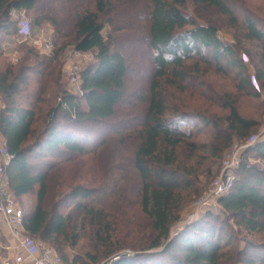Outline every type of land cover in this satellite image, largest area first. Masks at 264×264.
I'll use <instances>...</instances> for the list:
<instances>
[{"label": "trees", "instance_id": "1", "mask_svg": "<svg viewBox=\"0 0 264 264\" xmlns=\"http://www.w3.org/2000/svg\"><path fill=\"white\" fill-rule=\"evenodd\" d=\"M129 1L115 0L114 6L111 0H95L94 4L100 14L115 15L120 7L126 21L137 14L143 23L141 31L152 52V73L145 114L137 126L134 116L117 118L130 72L123 39L111 34L103 38L104 25L96 13L62 0H0L1 37L16 35L12 10H23L32 30L47 23L54 34L51 53L33 65L14 70L12 64H0V134L11 156L5 174L16 201L34 197L28 210H23L20 201L24 232L33 240L57 246L61 238L75 246L80 234L67 235L69 218L53 211L73 201L74 211L81 215L79 231H86L93 252H86L92 263L264 264V245L249 242L241 251L228 249L229 242L226 250L221 247L225 239L222 228L229 226V221L246 233L264 232V169L243 160L239 177L217 200L219 213L207 211L171 233L184 207L202 193V178L208 183L215 176L233 143L244 146L242 159L252 153L264 160V129L256 136L258 121L242 116L237 108L239 96L259 94L252 76L259 90L264 88V23L259 27L247 11L244 13L241 37L254 47L243 49L240 42H223L216 26L200 24L184 10L188 4L201 5L237 22V11L242 8L235 0H146L135 14H130ZM113 18L107 20L113 32L130 29L129 21L115 27ZM67 30L73 35L71 43L66 40ZM69 44L75 51L94 53V62L80 70L81 96L66 89L61 80L59 57ZM238 53L248 57L253 75ZM191 58L203 67L212 63L215 74H231L234 92L205 81L200 65L186 64ZM187 92L203 98L207 106L190 109L183 97ZM190 120L198 123L186 128ZM105 132L117 133L121 144L127 138L135 141L128 169L137 181L139 219L146 230L128 241L114 235L116 216L105 209V198L116 196L112 177L107 183L89 179L90 187L71 181L65 186L67 191L49 194L54 175H61L69 165L83 163L108 141L109 136H102ZM200 135L210 140L195 141ZM252 138L255 140L250 142ZM124 249L130 254H117ZM114 257L117 259L112 261ZM61 258L64 264H78V260L67 263Z\"/></svg>", "mask_w": 264, "mask_h": 264}, {"label": "rangeland", "instance_id": "2", "mask_svg": "<svg viewBox=\"0 0 264 264\" xmlns=\"http://www.w3.org/2000/svg\"><path fill=\"white\" fill-rule=\"evenodd\" d=\"M62 1H64L65 4L68 3V5L71 6L79 4L82 9H86L88 11L96 13L98 16V21H100L104 25L101 31L103 38H106L109 34H111L113 37L123 39V44L121 46L124 50L125 57L130 67V72L126 79V95L124 103L121 105V107L118 108L117 118L124 119L128 118L131 115V117L134 116V118H136V120L133 121V124H135V126L139 125L140 118L145 114L147 86L152 73V66L150 63L152 52L147 45V41L143 37V31H141V27L143 26L142 21L139 20V17L136 14L133 17H130V19H127V21H129L130 27L128 31L121 30L118 32H113L111 27L112 24L107 22L108 18L114 16L113 24L115 27H118L124 22H127L125 20L126 17L123 15L124 11L122 12L120 7H117L118 13L115 15L100 14L96 11L94 4L95 0ZM111 1L112 4L116 6L115 0ZM235 1H237V4H239V6H241L242 8L238 9L237 11V22H232L229 18L220 16L212 8H206L201 5L188 4L184 10L185 13H187L200 24H212L216 26L218 28L217 35L223 42L229 44L240 42L243 49L253 48V42L244 41L241 37V22L244 13L247 11L249 16L256 21V25L259 27L262 26V24L264 23V0ZM145 2L146 0H130L128 3L130 14L131 12L133 14H135V12L137 11L139 12V10L144 6ZM20 17H25L30 21V18L23 11H20L17 15L12 17L15 25L17 24V21ZM43 27L44 30H40V32L50 34L53 43L54 34L52 27L47 23H45ZM33 32L35 34L40 33L36 28ZM67 33L69 37L66 40L67 42L71 43L73 35L70 30H67ZM9 36V39L0 36V64H12L15 68L14 70H18V68L24 64L33 65L34 61H37L39 60V58L49 55L39 53L27 43L21 42V40H19L15 34ZM2 44L5 47H9V44H11L10 50L5 55H3V51L1 48ZM73 51V47L71 46V44H69L63 51L62 55L59 57L61 70L63 69L64 60L66 59H72L73 61H75L80 69L85 67L87 64L94 62V53L86 52V57H83V59L74 57ZM206 54L207 57H209L210 49L206 50ZM238 54L240 56L242 54L246 62L248 73L250 75H253L254 69L253 66L248 63V57L243 53ZM34 55H36V57H34ZM186 64L188 66H193L194 64L200 65L201 70L204 72L201 77L205 81L211 83L215 88H222L231 93L234 92L231 74L229 75V77H223L219 74H215L212 63L209 67H203V65H201V63H198L197 59L195 58L188 59L186 61ZM61 80L66 89H68L72 93L75 92L76 88H73L69 85L68 81L63 75V72ZM258 93V95H255L253 93L250 96H239L237 99V108L239 113L246 118H251L258 121L259 128L257 133L255 134L256 136L260 135L264 129V88H261V91ZM183 97L186 103L189 105L190 109L207 106V103L203 101V98L198 97L196 94L190 96L189 92H187L183 94ZM81 106L82 108H85L83 102ZM193 123L198 122L195 120H190L186 128H190ZM116 135L117 133H103L102 136H109L108 141L103 145L97 147L94 152L88 154L83 159V163L69 165V168L60 172V177L58 175H54L52 183L49 187V194L55 193L56 190H59L61 192L67 191L65 186L71 181L75 182L74 184L82 183V186L90 187V184L88 182L89 179H95L96 182L107 183L109 177H112L110 182L115 179V186L117 189L116 196H114L113 200L105 198L107 204V206H105V209L107 210V212L116 216L113 225L114 235H116L121 241H128L136 236H139L140 234H143L146 229L144 224L139 219L140 210L139 206L137 205L136 197L138 189L137 181L128 169L131 154L135 147V141L132 138H127L125 142L121 144L119 143L120 136ZM194 140L197 142H207L210 139L207 135H200L198 137H195ZM239 146L240 145H238L236 142L233 143L232 146L227 149L226 154L232 152ZM226 154L223 155L222 159L220 160L219 165L216 169L215 176L208 179V183H206L204 178H202V184L205 185L204 189L201 191L202 193L184 207L180 220L175 222L171 227L172 235L179 231L185 223L193 222L199 219L207 211L219 213L220 207L216 202H213L210 207L198 211L195 210L193 204L208 190L213 180L219 175L222 162L227 157ZM251 154L252 153H249L244 159H242V155L240 152V161L238 166L234 170L235 179L239 177V166L242 163V160L245 161L246 164L254 166L256 169H264V160H262L258 156H253ZM103 183L102 188H105L106 184L103 185ZM33 201L34 197L31 195L28 196L24 201H22L27 205L23 206V210H28V208L31 207L29 205H31ZM17 203L18 205H20V201H17ZM72 204L73 201H68L66 206H57L53 211L69 218L66 228L67 235H70L74 232H78V234H80V238L77 240L76 245L70 247L67 245V241L61 238H59L60 242L57 246L52 244V242H42L50 246L57 254L61 255L64 258V261H66L67 263H71L73 262V260H78V264H81L82 262H84L85 264H105L106 260H101L98 263H92L91 260L86 256V252L90 254H92L93 252L89 247L87 238L85 237L86 231H79L81 215L74 211L75 206H72ZM46 208L50 210V206H46ZM222 230L225 234L226 239V241L224 239V241H222L221 243V247L223 250H226L228 248L225 245L227 244L226 242H229L228 249L237 248L240 251L243 250V248H247L249 242H254L261 246L264 245V232L246 233L242 229H240L238 225L234 223V221H229V226L222 228ZM57 247L58 249L56 251ZM117 254L129 255L130 252L129 250L124 249L119 251ZM223 259H227V257Z\"/></svg>", "mask_w": 264, "mask_h": 264}, {"label": "built area", "instance_id": "3", "mask_svg": "<svg viewBox=\"0 0 264 264\" xmlns=\"http://www.w3.org/2000/svg\"><path fill=\"white\" fill-rule=\"evenodd\" d=\"M20 11H13V17ZM16 37L42 54H50L53 49L50 34L43 32L35 34L29 20L25 17H20L17 21ZM85 53L74 50L73 56L83 58L86 57ZM80 70L78 64L72 59L64 60L63 75L69 85L76 88L74 93L79 96L82 95L79 88ZM252 84L260 92L259 86L253 76ZM254 140L255 138H252L250 142ZM243 147L239 146L226 154L227 157L222 162L219 175L213 180L208 190L194 202L193 207L196 211L210 207L213 202L217 203L218 198L231 189L235 181L234 170L239 164V156ZM10 159L11 156L7 149L6 140L0 134V216L10 229L12 236L18 242V253L12 259L6 258L2 264H64L61 256L50 246L42 241L33 240L24 232L23 210L13 196L5 174V168L9 164Z\"/></svg>", "mask_w": 264, "mask_h": 264}, {"label": "crops", "instance_id": "4", "mask_svg": "<svg viewBox=\"0 0 264 264\" xmlns=\"http://www.w3.org/2000/svg\"><path fill=\"white\" fill-rule=\"evenodd\" d=\"M13 11H20V10H12ZM13 17V15H12ZM44 25L38 27H33L34 29L44 30ZM43 27V28H42ZM6 39H9L10 36H4ZM7 46V45H6ZM11 44H9V47H5L3 44L1 46L3 55H5L9 50H10ZM27 198V196L21 198V202L24 201ZM23 206H27L24 202H22ZM18 242L17 239L14 238L10 232V229L8 226L5 224L3 218L0 216V264L3 263V261L6 258L12 259L17 253H18V248H17Z\"/></svg>", "mask_w": 264, "mask_h": 264}, {"label": "water", "instance_id": "5", "mask_svg": "<svg viewBox=\"0 0 264 264\" xmlns=\"http://www.w3.org/2000/svg\"><path fill=\"white\" fill-rule=\"evenodd\" d=\"M122 255H125V254H122ZM117 259V257H114L113 259H112V261H115Z\"/></svg>", "mask_w": 264, "mask_h": 264}]
</instances>
